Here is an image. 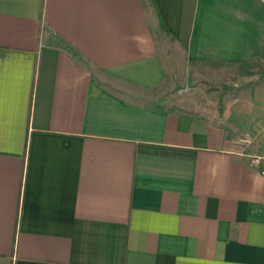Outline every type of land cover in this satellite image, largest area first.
<instances>
[{
  "label": "crops",
  "instance_id": "1",
  "mask_svg": "<svg viewBox=\"0 0 264 264\" xmlns=\"http://www.w3.org/2000/svg\"><path fill=\"white\" fill-rule=\"evenodd\" d=\"M255 154L264 0H0V264H264Z\"/></svg>",
  "mask_w": 264,
  "mask_h": 264
},
{
  "label": "rangeland",
  "instance_id": "2",
  "mask_svg": "<svg viewBox=\"0 0 264 264\" xmlns=\"http://www.w3.org/2000/svg\"><path fill=\"white\" fill-rule=\"evenodd\" d=\"M149 20L152 24H157L158 20L155 16L153 8L149 9ZM160 29V27H159ZM160 32V31H159ZM170 41L169 38L161 31V34L159 33L158 42H159V51L163 58L166 60V58H172V51H174V46H169L170 48L166 49V47L163 45L162 42L164 41ZM173 49V50H172ZM181 60V59H179ZM181 66H177L174 64V68L178 70ZM218 66H211V65H201L198 64L196 66H193L190 68V73L185 74L183 72H178L174 76V92L173 95L180 96V94H188V92H198V94H201L200 99L206 100L207 98H210L211 96L219 95L223 91H227L232 88H236L235 84H237L236 78H231L227 80L226 84L220 83L218 79L214 77L215 74L212 73V71L215 70V68ZM260 68V67H258ZM225 70H231V73L236 71L233 68H225ZM240 74L247 75L248 71L239 70ZM219 81V82H218ZM207 91V92H206ZM180 92V93H177ZM203 94V95H202ZM199 97V96H197ZM196 99V98H195Z\"/></svg>",
  "mask_w": 264,
  "mask_h": 264
},
{
  "label": "built area",
  "instance_id": "3",
  "mask_svg": "<svg viewBox=\"0 0 264 264\" xmlns=\"http://www.w3.org/2000/svg\"><path fill=\"white\" fill-rule=\"evenodd\" d=\"M240 142L242 144L248 145V144H250V138L249 137H243L240 139ZM251 162H252L253 166L261 167L264 165V157L261 155H257V154L252 155L251 156ZM263 174H264V171H263Z\"/></svg>",
  "mask_w": 264,
  "mask_h": 264
},
{
  "label": "trees",
  "instance_id": "4",
  "mask_svg": "<svg viewBox=\"0 0 264 264\" xmlns=\"http://www.w3.org/2000/svg\"><path fill=\"white\" fill-rule=\"evenodd\" d=\"M250 66H252V64H250V63H245V64H242L241 65V68H243V70L245 69V68H249Z\"/></svg>",
  "mask_w": 264,
  "mask_h": 264
}]
</instances>
